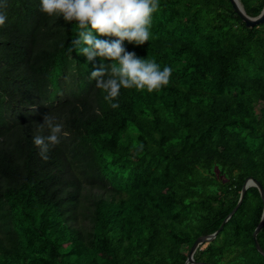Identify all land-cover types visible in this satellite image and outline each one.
Masks as SVG:
<instances>
[{"label":"trees","instance_id":"1","mask_svg":"<svg viewBox=\"0 0 264 264\" xmlns=\"http://www.w3.org/2000/svg\"><path fill=\"white\" fill-rule=\"evenodd\" d=\"M39 9L8 0L0 27V264H186L248 178L264 188V23L248 28L231 0H160L151 39L125 46L171 67L169 84L121 88L113 109L90 79L110 62L70 53L76 23ZM46 113L68 135L44 161ZM263 209L249 188L195 262L264 264Z\"/></svg>","mask_w":264,"mask_h":264},{"label":"clouds","instance_id":"2","mask_svg":"<svg viewBox=\"0 0 264 264\" xmlns=\"http://www.w3.org/2000/svg\"><path fill=\"white\" fill-rule=\"evenodd\" d=\"M159 4L160 0H40L39 10L50 17H63L68 23H76L77 38L71 41L70 53L76 50L88 62L96 58L110 62L93 63L90 79L96 80V87L106 93L104 99L115 109L119 104L112 101L118 98L121 88L153 92L169 84L171 67L161 69L154 60L138 57L125 46V41L142 46L151 39L152 17ZM7 7L8 0H0V27L7 22ZM45 127L49 134L34 135L33 143L47 161L50 146H58L61 136L68 133L63 131V123L48 113L40 124L41 130Z\"/></svg>","mask_w":264,"mask_h":264},{"label":"water","instance_id":"3","mask_svg":"<svg viewBox=\"0 0 264 264\" xmlns=\"http://www.w3.org/2000/svg\"><path fill=\"white\" fill-rule=\"evenodd\" d=\"M232 4H233V8L234 11L242 18V20L245 22L246 26L248 28H254L257 26H260L264 23V8L261 12V14L257 17H251L249 15H247V13L245 12V9L242 5V3L240 2V0H231ZM251 187H256L258 188L260 194H261V198L264 202V188L262 187V185L255 179L253 178H248L245 182V185L243 186L242 192H241V197L239 200L238 205L236 206V208L231 212V214L225 219V221L223 222L222 226L220 227V229L209 236H202L199 237L196 242L194 243L193 247L191 248L188 260L186 262V264H198L195 262L194 259V255L197 252L198 248L200 246H202L205 243L211 242L213 241L217 235L223 230L225 224L231 219V217H233V215L237 212V210L239 209L240 205L243 202V199L246 195V192L249 188ZM264 227V209H263V216H262V220L259 224V226L257 227V229L255 230L253 237L256 243V247L258 249V251L264 256V250L262 249L260 243L258 242V235L261 232L262 228ZM202 264H206V263H202Z\"/></svg>","mask_w":264,"mask_h":264}]
</instances>
